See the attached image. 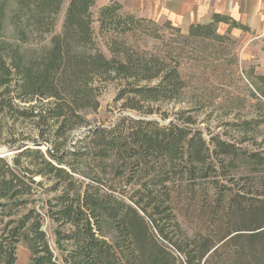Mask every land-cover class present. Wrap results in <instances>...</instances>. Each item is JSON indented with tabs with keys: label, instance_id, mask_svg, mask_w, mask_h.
Returning a JSON list of instances; mask_svg holds the SVG:
<instances>
[{
	"label": "trees",
	"instance_id": "trees-1",
	"mask_svg": "<svg viewBox=\"0 0 264 264\" xmlns=\"http://www.w3.org/2000/svg\"><path fill=\"white\" fill-rule=\"evenodd\" d=\"M14 1L16 44H0V144L14 153L0 157V264H16L23 243L29 264H264V149L207 140L198 108L167 125L148 119H169L164 104L202 77L220 78L236 46L230 31L249 28L215 14L184 34L169 21L124 13L116 0ZM109 83L139 118L91 124ZM254 124L232 127L246 137ZM199 193L214 222L189 235L176 206Z\"/></svg>",
	"mask_w": 264,
	"mask_h": 264
},
{
	"label": "rangeland",
	"instance_id": "rangeland-1",
	"mask_svg": "<svg viewBox=\"0 0 264 264\" xmlns=\"http://www.w3.org/2000/svg\"><path fill=\"white\" fill-rule=\"evenodd\" d=\"M109 1L98 0L97 7ZM118 1H121L124 7H130L127 2L131 0ZM143 1L141 0V2ZM14 5V0H0V44H16L15 33L10 24V16ZM97 7L94 9V12H97ZM135 7H138V2ZM127 8L124 11L129 13V9ZM261 9L263 8L261 7ZM165 17L161 16L151 20L157 23L158 26H161L165 22ZM63 19L64 12L58 17L55 28L56 33L61 31ZM246 20L251 23L250 16L243 19L244 22H247ZM263 24L264 21L258 27L252 28L254 34L244 35L238 32L233 35L229 34L236 42V46L230 53H225L224 59H226V62L224 61L220 67V73H222L220 78H214V76H211L213 79L202 77L193 85V89L187 90L185 98L177 103L164 104L162 113L166 112L169 119H162L160 114L153 115L148 119H155L161 125H167L170 120L176 117L175 113L178 111L198 108L195 113L196 127L203 132L207 140L214 135L237 145L241 143L242 148H247L248 150L264 149V97L261 95V93H264V81L262 80L264 77ZM227 30V27L224 26L218 28V32L221 35H227ZM49 40L50 36H48L44 45H48ZM98 42L102 51L109 56L103 38L99 37ZM235 60L237 61L235 62ZM227 65L231 66L227 68ZM118 92L117 84L109 83L104 85L100 98L101 108L97 112L88 113V120L92 125L110 127L116 124L122 117L139 118L137 113L125 111L122 108V103L116 102ZM253 94H255V97H253ZM252 120L256 121L254 125L257 126L258 124V128L254 133L249 134V136L245 137L241 131L232 127V124ZM23 128L26 129L25 132L27 134H30L27 126ZM23 128L21 127V130ZM13 154L8 146L0 144V157L12 158ZM122 184L126 188V192L133 193L135 185L125 186V182ZM211 196L212 201H214V193ZM128 203L131 204L130 201ZM206 205L203 193H199L196 197L191 195L190 197L184 196L182 201L177 204V218L186 234L192 235L205 231L214 222V209L208 210V206ZM52 226L49 220L44 223V230L50 240L53 238ZM154 233L156 234V232ZM53 248L56 250L54 244ZM168 248H170L174 255L180 258V253L177 250L170 245H168ZM30 259V249L26 244H21L18 248V260L16 264H29Z\"/></svg>",
	"mask_w": 264,
	"mask_h": 264
},
{
	"label": "crops",
	"instance_id": "crops-1",
	"mask_svg": "<svg viewBox=\"0 0 264 264\" xmlns=\"http://www.w3.org/2000/svg\"><path fill=\"white\" fill-rule=\"evenodd\" d=\"M137 2L138 7H135ZM127 4L130 6L129 8L124 7L121 3L123 11L126 8L129 9V13L125 11L124 13L149 19L166 16L165 22H171L180 28L184 34H188L193 25L212 23V17L215 14L228 16L250 30L246 33L240 29H232L230 35L237 32L244 35L254 34L252 28L258 27L264 21V0H144L143 2L131 0ZM248 16L251 18V23L247 20V22L243 21ZM222 26L227 27L228 34L229 26L220 24L218 28Z\"/></svg>",
	"mask_w": 264,
	"mask_h": 264
},
{
	"label": "water",
	"instance_id": "water-1",
	"mask_svg": "<svg viewBox=\"0 0 264 264\" xmlns=\"http://www.w3.org/2000/svg\"><path fill=\"white\" fill-rule=\"evenodd\" d=\"M3 157V156H2Z\"/></svg>",
	"mask_w": 264,
	"mask_h": 264
}]
</instances>
